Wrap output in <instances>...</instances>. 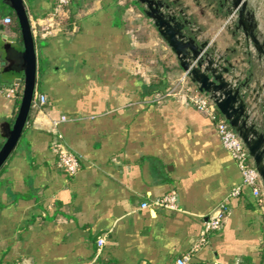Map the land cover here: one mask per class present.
Here are the masks:
<instances>
[{"label":"crops","instance_id":"0c3cea01","mask_svg":"<svg viewBox=\"0 0 264 264\" xmlns=\"http://www.w3.org/2000/svg\"><path fill=\"white\" fill-rule=\"evenodd\" d=\"M24 1L37 54L34 96L46 101L31 107L0 168V264H174L221 203V227L186 264H264V206L242 184L214 122L182 98L160 97L183 71L135 1L70 0L57 15L56 0ZM169 1L246 83L264 126V61L234 34L225 7ZM248 2L264 35V0ZM11 12L0 3V35L18 36L2 23ZM0 86L21 91V81L2 74ZM17 108L0 92V123ZM56 141L77 155L74 175L57 166ZM170 191L177 209L151 204Z\"/></svg>","mask_w":264,"mask_h":264},{"label":"water","instance_id":"95a60500","mask_svg":"<svg viewBox=\"0 0 264 264\" xmlns=\"http://www.w3.org/2000/svg\"><path fill=\"white\" fill-rule=\"evenodd\" d=\"M140 12L151 21L161 39L175 56L180 69L199 92L205 93L240 137L251 157L264 188V126L246 100V83L239 82L223 55L214 52L208 40L197 38L182 10L171 7L169 0H134ZM234 34L245 41L264 61V35L259 34L256 11L248 0H218ZM13 11L20 33L0 35V74L5 80L21 81L18 108L11 122L0 123V168L15 149L26 126L34 99L37 54L24 0H0ZM255 91V90H252ZM264 114V106H263Z\"/></svg>","mask_w":264,"mask_h":264},{"label":"built area","instance_id":"2783aa9c","mask_svg":"<svg viewBox=\"0 0 264 264\" xmlns=\"http://www.w3.org/2000/svg\"><path fill=\"white\" fill-rule=\"evenodd\" d=\"M70 0H56L54 5L53 15H57L60 11L64 10V6L69 3ZM12 22L10 16H5L2 19V23L7 25ZM0 92L9 97H14L17 89L15 87L0 86ZM160 97H179L187 103L194 106L197 110L205 113L213 122L220 138L223 147L230 153L231 157L235 160L241 175L242 184L248 186L251 189L252 195L256 198L261 207L264 206V188L261 179L256 171L251 157L248 151L240 139V137L234 132V130L228 125L227 121L218 116L219 112L215 107L213 101L205 93H201L197 88L189 82L186 75L183 73L181 77L176 79L174 83L168 87ZM46 98L44 95L34 96L31 106H41L45 103ZM254 112H256L254 110ZM64 116L61 120H64ZM55 151L57 166L64 171L67 175H74L79 169V159L75 153L67 149L60 141L55 142ZM239 193V188L235 187L231 191V195ZM153 206L164 207L168 209H177V197L173 191L166 193L165 195L154 199L151 203ZM148 206V203H141V207ZM227 212V207L224 203L218 205L208 216L204 223V228L201 237L193 245L192 251L181 255L176 258L174 264H186L190 259L192 252L197 250L202 243L205 242L206 235L211 231L217 230L221 227L223 218ZM104 243V237H98L96 239V245L98 248ZM212 264H239L238 261L231 263L213 262Z\"/></svg>","mask_w":264,"mask_h":264},{"label":"trees","instance_id":"16d2710c","mask_svg":"<svg viewBox=\"0 0 264 264\" xmlns=\"http://www.w3.org/2000/svg\"><path fill=\"white\" fill-rule=\"evenodd\" d=\"M67 6H68V4L66 5V6H64V9H66L67 8ZM11 19H12V28H13V30L17 33V35H19V33H20V29H19V25H18V22H17V20H16V18H15V16H14V14L11 12ZM68 21V20H67ZM20 90H18L17 92H16V94H15V96H14V98H15V106L16 107H18V104H19V99H20ZM165 91H163V93H164ZM31 107H33V106H31ZM218 113V116H220V113L219 112H217ZM258 203V202H257ZM259 204V203H258ZM260 205V204H259Z\"/></svg>","mask_w":264,"mask_h":264},{"label":"rangeland","instance_id":"374dc122","mask_svg":"<svg viewBox=\"0 0 264 264\" xmlns=\"http://www.w3.org/2000/svg\"><path fill=\"white\" fill-rule=\"evenodd\" d=\"M226 25H227V24H226ZM230 25H232V22L230 23ZM224 26H225V24L222 25V27H224ZM180 77H181V76H180Z\"/></svg>","mask_w":264,"mask_h":264}]
</instances>
